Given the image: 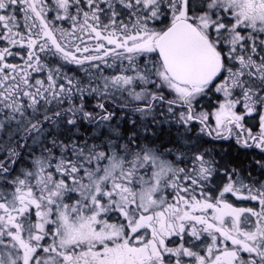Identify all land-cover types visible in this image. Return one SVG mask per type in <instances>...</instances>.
I'll list each match as a JSON object with an SVG mask.
<instances>
[{
	"label": "snow or ice",
	"instance_id": "6c2138e0",
	"mask_svg": "<svg viewBox=\"0 0 264 264\" xmlns=\"http://www.w3.org/2000/svg\"><path fill=\"white\" fill-rule=\"evenodd\" d=\"M0 264H264V0H0Z\"/></svg>",
	"mask_w": 264,
	"mask_h": 264
}]
</instances>
